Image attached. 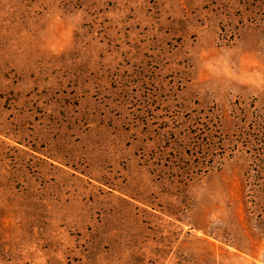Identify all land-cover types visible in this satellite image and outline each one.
Returning <instances> with one entry per match:
<instances>
[{
	"label": "rangeland",
	"instance_id": "1",
	"mask_svg": "<svg viewBox=\"0 0 264 264\" xmlns=\"http://www.w3.org/2000/svg\"><path fill=\"white\" fill-rule=\"evenodd\" d=\"M0 264H264V0H0Z\"/></svg>",
	"mask_w": 264,
	"mask_h": 264
}]
</instances>
